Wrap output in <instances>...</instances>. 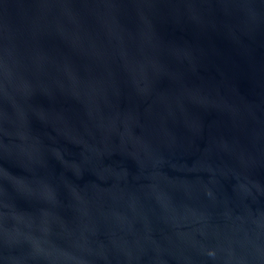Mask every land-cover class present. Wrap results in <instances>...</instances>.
<instances>
[{
  "label": "water",
  "instance_id": "obj_1",
  "mask_svg": "<svg viewBox=\"0 0 264 264\" xmlns=\"http://www.w3.org/2000/svg\"><path fill=\"white\" fill-rule=\"evenodd\" d=\"M0 264H264V0H0Z\"/></svg>",
  "mask_w": 264,
  "mask_h": 264
}]
</instances>
